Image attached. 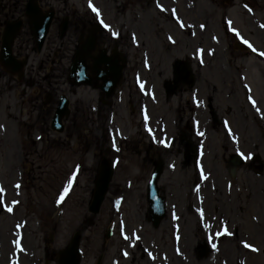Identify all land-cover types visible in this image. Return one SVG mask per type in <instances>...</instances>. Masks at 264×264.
<instances>
[{
    "label": "rangeland",
    "instance_id": "374dc122",
    "mask_svg": "<svg viewBox=\"0 0 264 264\" xmlns=\"http://www.w3.org/2000/svg\"><path fill=\"white\" fill-rule=\"evenodd\" d=\"M26 1L0 0V23L6 18L24 15ZM52 2L43 1L44 9L50 8ZM154 2L155 0H109L108 17L114 19L115 25L120 26L123 32L120 43L126 44L130 49V63L125 70L122 86L130 100L125 97V103L114 102L113 105H99L98 93L89 87H80L77 93L72 95L67 73L74 43L79 37L73 14L72 27L70 26L63 39L59 37V24L54 23L41 53L32 51L33 37L26 20L16 39L15 50L21 56L30 55L27 77L20 81L0 65L1 176L5 185L11 188L12 183L19 178L18 172L22 166L26 173L23 179L26 199L24 198L22 206L17 208L15 215L9 217L0 213V236L4 232V236L0 237L2 245H9L7 240L13 236L14 221L25 218L27 226L24 228V234L27 246L37 250L42 257V264H57V251L67 245L73 232L89 215L88 205L99 163L104 158L112 159L116 156L119 161L110 192L95 218V226L83 233L86 255L82 264H95L99 255L106 249L103 243L104 233L114 218L125 219L129 228H140V233L144 236L143 246L148 247L151 241L153 244H160V247L164 246L167 231L163 227L153 229L147 219L146 182L153 165L144 146L148 140L140 122V103L131 100L132 94L136 95L132 76L136 70L142 71L143 76L155 85L157 98L160 97L161 101L152 105L154 118L155 115L169 112L171 105H174L173 114L181 116L183 113L185 121L192 112L191 104L187 102L188 84L179 87L186 89L185 93L181 90L170 103L164 99L161 84L164 79L172 76L173 64L177 58L188 61L195 79L198 78L196 87L200 88V80H206L202 85V88L208 90L206 99L212 96L218 114L221 117L230 116L235 130L238 128L246 131V134H242V141L248 148H260L257 151L262 153L263 158L264 93L258 92L254 95L251 84L253 86V80L264 82V55H261L264 53V0H178L175 8L186 23L184 32L175 24L170 28L167 18L156 9ZM164 2H167V7L173 4L171 0ZM71 3L81 5L79 0H72ZM63 6L66 5L57 4V7L63 9L58 14L60 18L65 14L70 16V4L65 9ZM3 29L0 25V43ZM237 30L241 33L234 32ZM130 32L137 41L140 40V48L134 47L129 38ZM166 33L173 36L174 42L168 41ZM132 40L136 43V40ZM197 48L202 50V56L205 58L202 66L196 56ZM139 50L149 52L153 64L152 71L147 72L143 68ZM248 50L254 51L249 53ZM254 69H258L257 75L252 73ZM165 74L169 76L164 78ZM242 82L245 83L244 88ZM48 90L58 95L68 93L71 101H74L73 118L71 115L63 133H54L51 138L45 134L43 143L48 146L45 148L44 157L36 161H32V157L27 160L25 154L27 150L33 149L31 140L35 139L36 130L44 129V133L48 129L51 130L50 122L55 104L42 106L45 105L43 101ZM246 97L257 98L259 105L251 108L246 103ZM91 104L94 105L92 110L89 108ZM200 115L203 116V113ZM111 116L112 119H109ZM247 125L251 127L250 130ZM1 126L6 127L4 133ZM116 127L122 131V136L118 139V143L122 142L124 146L121 155H116L110 150V147H117L118 129L114 130ZM217 127L220 133L217 137H212L226 140L221 133L224 131L221 125ZM111 133H115L112 138ZM124 136H127V139L120 141ZM181 147L175 144L170 150H156L165 155L166 165L160 186L167 197V213L169 214L171 204L181 212L191 205L194 222L196 227L203 228V236L207 229L212 230L225 220H228L227 226L231 230L236 228L237 233L234 238H225L221 243V247L235 243L236 251L231 258L228 252L220 250L219 254L216 249L214 253L206 251L204 257V254H198L197 260L212 261V258H215L218 264H240V261L245 260L247 264H251L249 257L254 253L259 263L264 264V218H261L264 216V166L262 165L263 170H259L261 174L246 169L242 171L243 175L232 179L224 174L225 169L218 161L221 157L216 159L212 154L215 160L207 156V165L214 166L216 173L213 172L214 175L203 183L198 181L192 163L187 165L183 162ZM43 148L41 142L37 143V152ZM227 154L229 155V152L224 154V158ZM172 165L176 166V169H172ZM184 166H191L192 170ZM27 169H30L28 173ZM220 182L223 191L219 195L216 194V198L213 197L217 201L216 204L209 207L207 202L203 205L195 201L197 193H202V190L206 194L212 193L215 190L213 184L218 187ZM230 182L232 187L224 191L223 183L228 185ZM237 182V187L241 186V190L247 188V193L237 194ZM191 196L189 204L187 200ZM239 198L243 200L239 201ZM199 207L204 209L208 218H213L209 228L207 223H202L201 218V224L199 223L195 212ZM170 233L169 226L168 234ZM190 235L195 236L192 231ZM245 239L254 245L253 250H245L241 243ZM110 241L114 245L104 253L103 264H110L113 256L121 257L118 252L120 241L116 238H111ZM203 242L196 244L194 241L189 248L185 247V252L192 253V248L198 249L199 252L204 251L206 246ZM32 252L29 260L24 256L23 264H34L38 259V253L34 250ZM140 252L143 255L141 246ZM137 257L134 251L135 264ZM142 257L140 264H148V259L144 256L146 259L143 260ZM5 263L6 261L3 264Z\"/></svg>",
    "mask_w": 264,
    "mask_h": 264
},
{
    "label": "flooded vegetation",
    "instance_id": "af4514ba",
    "mask_svg": "<svg viewBox=\"0 0 264 264\" xmlns=\"http://www.w3.org/2000/svg\"><path fill=\"white\" fill-rule=\"evenodd\" d=\"M42 1H45V0H42ZM59 1L61 2L71 1L72 2V0H59ZM101 1L104 3L105 16L107 17V19L112 25H115V20L110 19L107 14V10L110 9L109 4H108L109 0H101ZM79 6H81V9L78 8L77 5L74 3L70 5V10H69L70 16L69 17H70L71 27H72V14L75 17L76 25L79 30V36H80L83 32L87 31L93 25L94 21L96 20L92 19V15L90 14V11L86 8L84 3H81V5ZM63 8L65 9L66 6H64ZM59 13H61L60 9L57 10V16ZM115 26L118 29H121L120 26H117V25ZM103 32L98 37V41H97L98 49L101 47H107L110 50L114 46H117L119 47L121 52H124L122 47L120 46L119 41L116 42V45L109 47L108 46V43H109L108 35L107 33H103ZM97 52L98 51H96V56H97ZM197 82H198V78L195 79L194 77L193 84L191 86L188 85L189 88L187 89V92H189V99L187 100V102H190L192 112L189 115V118H187L185 121L183 120V117H184L183 113L181 116H177L178 121L173 122V125L175 126V129H176V137H174L172 141V145L176 144L177 146L179 145L182 146L181 147L182 151L180 152L182 155V160L187 165L192 163V165L194 166L193 168L194 170L196 169V165L194 164V162L201 160L207 163V159H206L207 156H211L212 160H215L213 158V155L215 156L216 159L219 156L221 157V159H225L224 154L234 149V142L232 140V136L240 135V137H242V134L243 135L246 134V131H243V130H233V131L225 130L223 132L221 131V133L222 135L225 136L226 140L221 141V140H218L217 138L212 137V135L217 137L220 133L217 127V125H220V124L209 120L211 119V117H210L208 105L209 106L211 105L213 108H215L214 106L215 100L213 99L212 96H209L207 98L208 111H207V116H206L205 110L201 106V98L206 96V93L208 92V90H205L204 88H202L203 83H205L206 81L200 80L199 82L200 88L196 87ZM183 84H181L179 87H181ZM177 90L178 92H180L181 90L183 91L184 89L177 88ZM185 90H184V93H185ZM75 92H76L75 88L72 87V93L75 94ZM177 109H179V106L177 107ZM202 113H203V116L200 115ZM207 118H208V121H207ZM201 133H203V135H201ZM31 141L33 143L32 144L33 149L27 150L25 157L27 160H29L30 157H32L31 160L36 161V160H39L41 157H44L45 151L43 148L41 151L37 152L36 151V145L38 143L37 140L33 139ZM239 146L244 151H247L250 148V147L248 148V146H246L242 140L240 141ZM157 149L166 151V149L151 148V147L146 150V152L150 154L151 161H154L156 158H161L165 156V155H161L160 153H158L156 151ZM249 162L250 163L248 165H244L243 168L238 170V172L242 173V171L246 169H249L250 172L257 171L258 166L253 164L254 161L252 159H249ZM184 167L190 168L192 170L191 166H188V167L184 166ZM206 167L210 173L215 172L214 166H206ZM134 263H135V259L132 260V264Z\"/></svg>",
    "mask_w": 264,
    "mask_h": 264
},
{
    "label": "water",
    "instance_id": "95a60500",
    "mask_svg": "<svg viewBox=\"0 0 264 264\" xmlns=\"http://www.w3.org/2000/svg\"><path fill=\"white\" fill-rule=\"evenodd\" d=\"M28 13L32 19L31 25H32V31L35 35V40L37 43V46L39 49H41L45 37L48 32V28L50 26L51 17H45L43 18L40 14V12L37 10L35 3L33 0L29 1L28 4ZM21 23L14 24L15 27H7V31L5 33L4 39H3V57L4 59H12V45L15 35L17 34ZM64 31V30H63ZM92 47V43L85 48H81L78 53V59L82 60L85 64L86 61V53H89V50ZM79 66H81V62L79 63ZM114 72V70H112ZM111 73V72H109ZM101 76V75H99ZM108 76V74H104V79ZM113 77V76H112ZM119 77V73H117L116 78L114 81H116ZM89 82V80H87ZM108 87H106L107 89ZM68 113L67 110V103L64 101L60 108H58L56 117L54 121H60V119ZM62 129V128H60ZM112 169L110 166H108L107 163H105L100 170V174L96 179L95 182V190L93 192V200L90 205V211L93 213H97L100 209V206L102 204V201L104 200V197L108 191L109 183L111 181L112 177ZM79 240H80V232H76L74 237L71 239V242L69 246L61 252V261L60 264H78L80 260L79 255Z\"/></svg>",
    "mask_w": 264,
    "mask_h": 264
},
{
    "label": "bare ground",
    "instance_id": "6f19581e",
    "mask_svg": "<svg viewBox=\"0 0 264 264\" xmlns=\"http://www.w3.org/2000/svg\"><path fill=\"white\" fill-rule=\"evenodd\" d=\"M239 19L241 20L240 17H239ZM248 51H249V53H252L251 50H248ZM256 57L261 58V57L258 56V55H256ZM257 70H258V69H257ZM257 70H256V69L252 70V73H254L255 75H257ZM260 80H261V79H260ZM259 88H260V89H259ZM251 89H252V92H253L254 95H256L258 92L264 93V82H263V80H261V81H255V80H253V86H252V84H251ZM159 157H160V156H159ZM220 185H221V182L219 183V186H218L217 192H215V193H210V195L206 196V201H207V203L216 202V201L214 200L213 197L216 198V194L219 195L220 192L223 191ZM213 194H215V195H213ZM261 218L263 219L264 216H262ZM188 229H189V231H193V233H194V234L197 236V238L201 241L202 237H201V231H200L199 229H196L198 233H196L195 230H193V228H192L191 225H189ZM3 236H4V233H3ZM228 246H232L234 252L236 251V246H235L234 243H232V244L229 243V244L227 245V247H228ZM234 252H232L230 256H232V254H233ZM254 256H255V254L253 253V254L249 257L250 263H251V264H260L259 261H258V260L256 259V257H254ZM194 261H195V260H194ZM193 264H208V262H207V261H203V262H198V263H197V262L195 261V262H193Z\"/></svg>",
    "mask_w": 264,
    "mask_h": 264
},
{
    "label": "snow or ice",
    "instance_id": "6c2138e0",
    "mask_svg": "<svg viewBox=\"0 0 264 264\" xmlns=\"http://www.w3.org/2000/svg\"><path fill=\"white\" fill-rule=\"evenodd\" d=\"M89 6L93 8L94 12H97V15H99V12L91 5V2L89 3ZM158 7H161L159 4L157 5ZM161 10L163 11L164 9L161 7ZM101 23H103V21H101ZM106 28L108 27V25H104ZM115 35V33H114ZM245 43H247V41H245ZM249 47H251V45H249ZM261 55H264V53H262ZM255 103V102H253ZM201 135H203V133H201ZM243 155V154H242ZM0 191H2V189H0ZM65 192H67V189H65ZM9 211H11V209H9ZM245 247H249L248 244H245ZM255 250V249H254Z\"/></svg>",
    "mask_w": 264,
    "mask_h": 264
}]
</instances>
